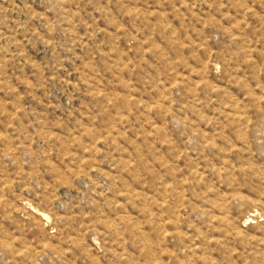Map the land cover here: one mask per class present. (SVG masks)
<instances>
[{
    "label": "rangeland",
    "instance_id": "374dc122",
    "mask_svg": "<svg viewBox=\"0 0 264 264\" xmlns=\"http://www.w3.org/2000/svg\"><path fill=\"white\" fill-rule=\"evenodd\" d=\"M0 264H264V0H0Z\"/></svg>",
    "mask_w": 264,
    "mask_h": 264
}]
</instances>
